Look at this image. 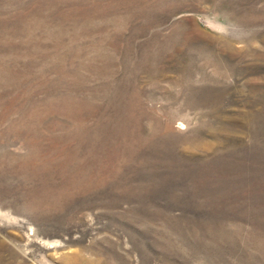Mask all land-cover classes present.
Instances as JSON below:
<instances>
[{"label":"rangeland","instance_id":"374dc122","mask_svg":"<svg viewBox=\"0 0 264 264\" xmlns=\"http://www.w3.org/2000/svg\"><path fill=\"white\" fill-rule=\"evenodd\" d=\"M0 264H264V0H0Z\"/></svg>","mask_w":264,"mask_h":264}]
</instances>
